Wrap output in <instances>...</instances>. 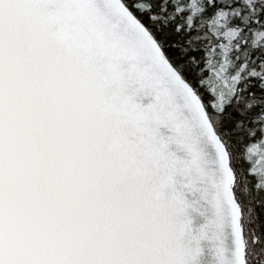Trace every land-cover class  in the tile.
Segmentation results:
<instances>
[{
	"label": "snow or ice",
	"instance_id": "obj_1",
	"mask_svg": "<svg viewBox=\"0 0 264 264\" xmlns=\"http://www.w3.org/2000/svg\"><path fill=\"white\" fill-rule=\"evenodd\" d=\"M0 264H264V0H0Z\"/></svg>",
	"mask_w": 264,
	"mask_h": 264
}]
</instances>
